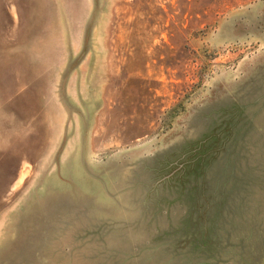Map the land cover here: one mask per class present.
Masks as SVG:
<instances>
[{
	"label": "rangeland",
	"instance_id": "1",
	"mask_svg": "<svg viewBox=\"0 0 264 264\" xmlns=\"http://www.w3.org/2000/svg\"><path fill=\"white\" fill-rule=\"evenodd\" d=\"M0 264H264V0H0Z\"/></svg>",
	"mask_w": 264,
	"mask_h": 264
}]
</instances>
